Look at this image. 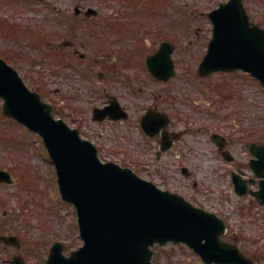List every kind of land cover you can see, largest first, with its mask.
Masks as SVG:
<instances>
[{"label": "rangeland", "instance_id": "rangeland-1", "mask_svg": "<svg viewBox=\"0 0 264 264\" xmlns=\"http://www.w3.org/2000/svg\"><path fill=\"white\" fill-rule=\"evenodd\" d=\"M220 1L169 0L165 1L166 7L154 10L139 8L140 23L150 26L149 32L153 33L152 40L149 39L151 43L147 45L144 38V52L134 55V62L130 64L123 62L127 60L124 46L120 50L121 45L113 43L109 48L112 53H119L118 62L122 66L128 65V72L143 68L140 77L146 86L144 99L138 102L141 105L138 110L130 104L136 110V121L154 101V98L150 99L155 92L151 84L161 83L150 75L145 56L150 54L149 48L158 49L160 40L167 39L173 43L176 75L168 81L167 87H161L162 92L158 90L156 94L171 89L163 93L164 98L159 99V104L173 115L176 129L191 127L192 130L177 147L191 150L189 156L188 152L175 150L158 159L155 154L157 141L146 136L134 121L129 124L93 122L91 104L86 101L90 95L88 87L89 83H101L98 76L89 78L85 74L87 69H100V63H105L104 57L97 61L93 57L81 59L77 55L61 57L51 52V45L16 41L11 25L23 11L18 1L13 6L0 9V55L19 71L30 89L38 90L43 99L53 105L55 117L63 118L72 127H76L73 117L78 115L83 118L84 129L94 133L90 139L98 146L103 160L129 166L142 177L163 188L179 191L199 206L216 212L218 208L226 209L228 214L225 219L230 228H239L253 237L254 233H263L255 217L257 210H250L244 205L239 207L238 202L243 199L236 196L223 169L218 171V164L222 167V159L215 152L216 146L210 134L222 131L228 134L229 139L237 140L233 149L239 156L244 153L242 142L244 145L246 132L250 129L253 134L249 139L264 141V86L242 71L216 72L205 77L197 72L212 35V24L207 15L211 4ZM103 2L79 0V3L92 6ZM246 4L251 19L264 26V0H246ZM144 31L147 32V29L144 28ZM84 48L93 51L92 45ZM141 56L144 57L143 65ZM116 89L113 87L111 92H116ZM166 93H169L168 97ZM196 98L201 101L200 107L194 104ZM2 105L3 99L0 98V167L11 171L16 181L0 185V232L19 235L21 245L7 248L0 245V264H16L13 256L17 254L22 255L28 264H43L55 241H61L64 254L69 255L84 243L79 234L75 207L61 198L55 165L41 136L4 117ZM83 136L88 137L87 134ZM179 153L182 155L178 158ZM180 164L196 168L194 178L199 183L198 187H194L193 180L181 173ZM223 167L229 168L226 163ZM218 213L223 215L222 211ZM261 244H264V234L258 242V245ZM252 245L247 244L248 247ZM155 260L165 264H201L191 249L182 243L156 246Z\"/></svg>", "mask_w": 264, "mask_h": 264}, {"label": "water", "instance_id": "water-1", "mask_svg": "<svg viewBox=\"0 0 264 264\" xmlns=\"http://www.w3.org/2000/svg\"><path fill=\"white\" fill-rule=\"evenodd\" d=\"M210 16L214 34L199 73L205 76L217 70L242 68L264 84V29L251 24L242 1L231 0ZM173 51L166 42L148 57V65L157 77L168 79L175 74ZM0 97L4 99L3 114L43 136L57 168L62 197L77 209L83 246L66 257L57 243L47 264H163L153 261V247L169 241L185 242L208 264H255L238 248L221 242L226 225L217 214L159 188L130 167L103 162L97 147L64 120L55 119L51 105L1 57ZM104 116L98 112L96 118ZM119 117L123 116L113 118ZM158 123L152 109L142 118L144 129L151 135L157 132ZM253 149L259 156L264 153L263 146ZM1 182L14 180L0 168ZM0 240L19 242L16 236L0 235ZM16 261L25 264L20 256Z\"/></svg>", "mask_w": 264, "mask_h": 264}, {"label": "flooded vegetation", "instance_id": "flooded-vegetation-1", "mask_svg": "<svg viewBox=\"0 0 264 264\" xmlns=\"http://www.w3.org/2000/svg\"><path fill=\"white\" fill-rule=\"evenodd\" d=\"M23 1H25V3H23ZM165 1L166 0H104L100 5L92 6L79 3V0H0V9L6 8V6H13L17 3L19 7L23 9L22 14L16 17L17 20L11 25L12 36L16 41L51 45V52L61 57L77 55L81 59L93 57L94 61L104 57L105 63H100V69H87V73L85 74L87 75L86 77L89 76V78L90 76H98L100 79L98 82L101 83V85L89 83L90 87H88L90 88V95L86 97V101L91 104L92 121L129 124L135 120L134 113L136 110H133L132 106L138 110V108L141 107L138 102L144 99L143 91L146 86L143 78L140 77V72L143 68L141 70L139 67L136 69V72L133 73L128 72L126 69L128 65L122 66V64L118 62L119 53L117 51L112 53L109 48L113 43L120 44V50L122 46H124L127 60L126 62L123 60V62L125 64H130V62L133 63L134 55L140 54L141 51L143 52V39L146 38L148 41V39L152 40L153 38V33L149 32L150 26L146 27L140 23L138 15L140 10L138 9L145 7L146 9L154 10L160 5L164 6ZM167 1L169 2V0ZM243 1L247 8L248 4H246V0ZM218 3L215 4L213 2L211 5L214 7L211 6V10L219 6L222 1ZM19 11L18 9V12ZM144 28L147 29V32L144 31ZM145 33H147V36ZM154 40H157V38H154ZM131 44H135L136 46L133 47ZM139 44H141V48ZM87 45H92L93 51L89 52L85 49L84 47H87ZM137 63L141 65L140 61ZM153 78L156 79L157 82H161L156 85L153 83L150 86L154 88L155 91L150 97V99L154 98V101L140 114L138 117L139 121L136 120L133 123L141 127L142 115L148 109L154 108V113L158 116L157 118L161 125L159 132L155 136L150 137L151 139H155L158 143L155 152L156 157L158 159L162 158L164 154L175 150H180L181 153L188 152L187 155L189 156L191 150L177 147L180 146L182 138L192 129L190 126H186L182 129H176L174 127L173 115L159 104V99L164 98L163 93L171 89L163 90V93L156 94L158 90L162 92L161 87H167L169 80L165 81L156 77ZM113 87L117 88L115 90L116 92H111ZM168 94L169 93H166L165 96L168 97ZM79 97H77V99ZM171 98L172 97H169V99ZM114 103L118 105L120 113L124 114V110L128 112L129 117L127 119L122 118L115 120L106 117L103 120H95L93 118L95 108L110 106ZM194 104L200 107L201 101L196 98L194 99ZM83 121V118L78 115L73 117V122L76 124V127L83 135L87 134V138L90 139V137H93L94 133L88 131L86 128L84 129ZM202 127L206 129L205 125ZM213 134H216L214 135V140L216 141V144L214 143L216 146L215 152L220 155L222 159V167L221 164H218V171H222L221 169H223L226 175H228L234 191L235 185H238L239 189L247 190V194L245 195L236 194V196L243 199L238 202L239 207L244 205V207L248 209H256L257 215L255 217L262 226L260 232L263 231V233L259 234L254 233V236L251 237L247 235L246 231H241L239 228L237 230L231 229L227 222V230L222 235V240L229 244H237L248 258L257 263L264 264V247H262L264 244L258 245L260 237L264 234V204H261L264 192L262 191L259 194H255L257 191H261V183L264 184V181H262L264 180V161L258 163L249 148L252 143L263 145L264 141L249 139L253 134V131L250 129L246 132L247 139L245 144L243 145L242 142L244 153L242 156H239L233 149L238 143L237 140L234 141V139H229L228 134L222 131L211 132L210 136H213ZM163 145L166 147L169 146L168 150L159 152V149H161ZM181 153L177 154L178 158L181 157ZM224 163L229 166L228 169L223 167ZM253 164H256L257 168H255ZM179 169L184 176L193 180L194 187L199 186L198 181L194 178V169L196 168H191L186 164H180ZM258 172L262 173V178L259 177ZM218 210L222 211L225 219L226 209L218 208ZM248 243L253 244L252 247H248ZM2 244L6 246L5 243ZM196 256L199 257V262L201 264H205L198 254H196Z\"/></svg>", "mask_w": 264, "mask_h": 264}]
</instances>
